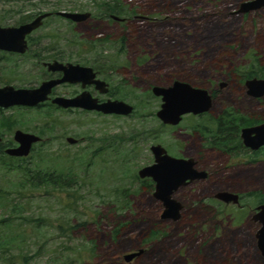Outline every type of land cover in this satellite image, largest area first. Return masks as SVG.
<instances>
[{
    "label": "rangeland",
    "instance_id": "1",
    "mask_svg": "<svg viewBox=\"0 0 264 264\" xmlns=\"http://www.w3.org/2000/svg\"><path fill=\"white\" fill-rule=\"evenodd\" d=\"M42 1L47 3L0 0L2 23L16 24L26 11L53 6L90 11L81 23L47 18L34 38L49 43L48 55L110 69L105 75L113 97L135 110L128 116L51 106L0 112L14 122L0 128L6 144L16 143L17 129L42 137L19 164L78 174L77 184L65 190L34 189L21 171L0 161V220L9 218L10 225L0 223V231L17 236L15 264H25V254L29 264H253V240L240 235L245 227L192 206L206 193L205 184L177 192L182 218L163 219L154 181L139 170L154 162L153 144L175 153L178 131L195 120L186 115L177 127L165 125L157 116L162 99L152 87L183 80L213 90L234 73L214 109L229 103L240 90L236 78L264 73V7L243 13L241 4L249 0H114L123 10L112 14L126 18L119 21L102 8L109 0ZM0 67L2 81L18 86L44 80L31 53L8 56ZM68 136L78 143L70 144ZM140 248L142 255L125 261L126 253Z\"/></svg>",
    "mask_w": 264,
    "mask_h": 264
},
{
    "label": "flooded vegetation",
    "instance_id": "2",
    "mask_svg": "<svg viewBox=\"0 0 264 264\" xmlns=\"http://www.w3.org/2000/svg\"><path fill=\"white\" fill-rule=\"evenodd\" d=\"M28 1L47 3V1L42 0ZM60 11L72 10L61 9L59 7L53 6L52 8H47L46 10L40 8L36 11L29 10L26 11V13L19 11L20 13L22 12L25 14L22 15L17 22H15L16 24L8 25L3 24L2 19L0 18V26L3 28L19 27L23 24L34 21L38 16L42 14L50 13L43 18L42 24L38 28L34 29L32 32L26 35L27 49L24 52L4 49L0 47V64L3 63L5 59H8V56L27 57V55L31 53L34 59L37 60L38 63H40L44 74V80L37 85L25 87L15 85L12 81L9 80L2 81L3 77L2 75H0V81L2 82L0 84V88H4L6 86H13L17 89L37 88L47 80L61 79L64 77V71L50 70L48 65V63L59 61L64 64L71 62L74 64H80L82 66L93 68V71L96 73L95 78L104 80L107 83L108 90L106 92H102L95 83L84 84L82 81H64L52 88V91L49 94V98L47 100L40 102L35 106H0V112L5 109L16 107L43 108L46 106L70 111L76 109L87 110L75 106H69L65 108L53 102V99L56 97H65L72 99L83 94V92L86 91L91 93L93 97L97 98L99 102H104L109 99H116L113 97L110 82L107 80L105 75L106 72L111 71L110 69H107L105 72L102 71V69L98 67V65H88L79 62L66 61L59 56L48 55L46 54V52L49 51V43H45L44 39L39 40L34 38V33L38 29L42 28V26L45 24L46 19L50 17H61L73 23H81L62 15ZM74 11L78 10H73V12ZM109 14L111 18H113L112 15H115L112 13ZM121 18H123V20H118L125 21L126 19L124 17ZM260 64L262 68H264V65H262L261 62ZM109 67L113 68V66ZM2 69L0 67V72H2ZM13 71L14 69L10 70V72ZM235 75L239 76L238 73H236ZM232 76H234V73H231V76L228 77L225 81H219L218 87L213 90L208 88V86L206 87L204 85L198 86L192 84L195 87L205 88L209 91L213 98L211 108L205 112L197 114L188 113L183 115L181 122L184 120V117L186 115L192 116L195 120L190 122L187 131L182 129L178 131L177 138L173 143L176 149L175 153H170L168 149L161 143L157 144H161L167 150V153L174 157L192 159L194 162L193 168L198 172H196L197 176L195 178L188 179L186 181V184L181 185L177 190H175L173 193V197L176 198L174 195L186 187H195L197 184H205L207 187L206 193L202 197L200 196L198 197V199H195L192 203V206L203 205L209 214H214L213 218H215L216 220H219L220 222L227 221L229 223H238L239 225L245 227L244 230L240 232V235H245L246 237L253 240V248L255 250V260L252 259L253 264H264V252L262 251L259 242L260 239H264V92L262 94L253 95L249 93V89L247 87V80L252 78L264 79V73L250 72L249 74H243V76L240 75V78H236L240 81V83L238 84L240 89L238 96L236 98L230 99L225 98L229 103H223L219 110L214 109L216 100L218 98H223L224 89L230 86V84L232 83ZM179 124L165 125L177 127ZM247 128H253L250 136L255 141V146L247 145L245 143L243 133L244 129ZM68 137L67 141L70 144L78 143L77 138L74 137L75 139H77V141L71 142L68 140ZM179 139H181L182 141H180ZM15 142V144L7 146L5 145L6 142H4L3 138L0 143V154L2 149L6 153V149L8 147H16L19 145L16 140ZM40 142H42V140L34 143L32 149L36 144ZM223 192H226L227 196H220V194ZM158 200L161 201L162 205L164 206V202L160 199ZM181 204L183 208L184 204L182 202ZM182 208L180 210V216L178 219L182 218ZM216 215H219L220 217Z\"/></svg>",
    "mask_w": 264,
    "mask_h": 264
},
{
    "label": "water",
    "instance_id": "3",
    "mask_svg": "<svg viewBox=\"0 0 264 264\" xmlns=\"http://www.w3.org/2000/svg\"><path fill=\"white\" fill-rule=\"evenodd\" d=\"M264 7V0H249L243 2L239 9L240 12H248ZM60 13L77 22H82L92 16L90 11H60ZM50 13L38 16L34 21L23 24L19 27L0 26V47L9 50L24 52L27 49L26 35L38 28L42 24L44 17ZM114 19L123 18L112 15ZM50 70H63L64 77L61 79H51L43 82L37 88H15L6 86L0 88V106L9 107L12 105L35 106L49 98L52 88L64 81L77 82L84 84L95 83L102 91L108 90L107 83L104 80L96 79V73L93 68L74 63H62L54 61L48 63ZM247 87L250 94H262L264 92V79L252 78L247 80ZM258 90V91H257ZM262 91V92H261ZM152 92L155 96L162 97L163 103L157 111V116L165 124L177 125L181 122L183 115L188 113H201L208 111L213 103L212 95L205 88L195 87L191 83L183 80H175L169 86L154 85ZM53 102L67 108L69 106L81 107L87 110H96L105 114H116L128 116L131 115L135 107L133 104L122 99H109L99 102L89 92L75 98L56 97ZM253 128L244 129L243 136L247 145L255 146V141L250 136ZM14 139L19 143L16 147H8L6 153L10 156L23 157L31 153L34 143L42 140L41 136L17 129L14 133ZM3 140L0 135V143ZM71 142L77 141L74 137H68ZM262 142V141H261ZM151 150L155 160L152 164L146 165L139 170L141 178L150 177L155 182V191L153 195L164 202V210L161 217L163 219H178L182 204L173 197V193L181 185L186 184L188 179L197 176V171L193 168V160L186 158H177L169 153L161 144L151 145ZM197 172V173H196ZM227 196L226 192L220 196ZM260 247L264 252V239H260ZM144 252L143 248L137 251L129 252L124 255L127 262L140 256Z\"/></svg>",
    "mask_w": 264,
    "mask_h": 264
},
{
    "label": "trees",
    "instance_id": "4",
    "mask_svg": "<svg viewBox=\"0 0 264 264\" xmlns=\"http://www.w3.org/2000/svg\"><path fill=\"white\" fill-rule=\"evenodd\" d=\"M103 10L106 14L113 13V12H120L122 11V7L119 3L115 2L114 0H109L108 2L103 4ZM101 40V39H100ZM263 69V68H261ZM256 73V72H251ZM14 122L9 117L0 116V128L4 127H12ZM1 135V132H0ZM12 143L11 141L7 146H10ZM25 158H19L15 156H10L2 149L0 154V161L4 162V165L11 170H18L23 173L25 181L28 185L34 189L38 188H58L65 190L69 187H72L74 184L78 182V174L70 168L67 171L64 170H43L41 168H25L21 164H19ZM152 188V185H151ZM9 218H2L0 223H3L5 227H9L8 225ZM74 227H76L74 225ZM6 232V231H4ZM3 231H0V260L3 261L2 264H15V258L18 256L17 254L13 253L12 250L18 245L17 236L10 234L9 232L6 234ZM24 258L25 264H29L30 256L29 255H22Z\"/></svg>",
    "mask_w": 264,
    "mask_h": 264
}]
</instances>
